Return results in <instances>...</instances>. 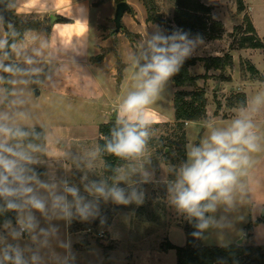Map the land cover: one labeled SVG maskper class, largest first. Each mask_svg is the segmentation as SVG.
<instances>
[{"label": "rangeland", "instance_id": "rangeland-1", "mask_svg": "<svg viewBox=\"0 0 264 264\" xmlns=\"http://www.w3.org/2000/svg\"><path fill=\"white\" fill-rule=\"evenodd\" d=\"M127 1L132 8L122 18L124 27L113 33V18L119 1L89 0L92 8L91 61L94 65L78 61L68 68L63 66L58 70L60 74L55 83H43L49 68L39 71L37 64H25L23 68L27 73L9 74L10 96L0 80V117H6L0 123L10 127L42 126L45 129V142L33 144L39 150L31 153L32 161L22 162L30 170L28 175L35 177L29 186L34 195L45 201V211L23 207L18 210L14 223H9L8 227L0 225V252L9 245L19 247L29 264L33 255L38 258L36 264H176V249H167V243L178 246L187 243V232L194 218L178 211L171 203L169 193V186L177 179L187 157L182 162L175 153L167 156L162 153L165 138L173 136V78L153 106L158 123L149 129L150 137L142 156L121 158L117 175L107 185L110 177L105 173V160L100 152L92 155L99 150L100 125L116 120L113 115L118 110L117 105L136 90L133 57L142 56L146 41L152 35H171L177 29L172 0H155L162 16L160 23L147 21L142 0ZM202 1L213 5L211 14L222 21L224 30L219 37L202 38L192 56L209 57L230 52L233 63L225 69H207L203 61L190 66V74L197 76L198 86L205 89L207 117L187 123L186 150L190 144L199 145L208 135L205 122L227 127L241 110H251L256 96L264 97V80L261 78L264 77V48H240L237 45L245 34V17L252 20L259 37L264 38V0H244L242 11L238 10L237 0ZM9 8L15 12L14 7ZM27 17L38 18L31 14ZM39 20L40 27L35 31L46 38L51 19L45 16ZM6 35V23L0 16V39H6ZM41 44L39 42L27 55H36V50L41 52V57L47 55L48 49L41 48ZM105 57L106 61L99 64ZM0 59L5 65L18 64L8 55L4 58L2 52ZM141 63H144L143 59ZM250 65H254L258 73H252ZM2 74L0 71V77ZM120 74L126 75V86L119 95L117 87L121 81L116 77ZM216 84H219L217 89ZM36 89L40 90L38 95ZM238 92L246 95L245 107H239L236 98L232 97ZM219 101L221 107L216 113ZM254 123L264 146V104L255 114ZM4 139L0 136V140ZM7 142L11 144L10 139ZM17 143L27 148V143ZM165 149L169 153V147ZM254 159L257 163L240 178L243 188L237 186L233 192V205L218 204L216 211L209 213L212 223L207 229L197 231L200 233L196 237L197 244L228 245L237 243L244 236L241 244L264 245V151L254 154ZM39 169L43 171L41 175L36 174ZM101 183L107 188H123L126 195L135 189L138 194H143L142 202L118 204L89 190L93 184ZM66 187L76 188L86 203L95 205V214L81 219L73 208V215L64 218L58 210L54 211V195H65L69 202L73 201L65 192ZM28 215L34 217L35 228L14 238L12 231L20 232V221ZM88 227L96 233L104 230L105 235L87 232Z\"/></svg>", "mask_w": 264, "mask_h": 264}, {"label": "clouds", "instance_id": "clouds-1", "mask_svg": "<svg viewBox=\"0 0 264 264\" xmlns=\"http://www.w3.org/2000/svg\"><path fill=\"white\" fill-rule=\"evenodd\" d=\"M39 4V0H23L15 7L17 14H28ZM84 22L77 21V25ZM54 30H65L70 27L67 24H55ZM85 31L80 27V32ZM189 33L176 29L171 35L154 34L146 41V50L142 56L133 57L134 75L136 81L134 91L130 92L118 107L116 124L118 127L112 131V139L108 140L105 150L117 157H139L145 152L149 129L158 120L154 114L153 106L161 97L165 86L177 75L186 59L190 58L201 37L196 41L188 39ZM47 43L41 44L46 48ZM22 47V46H21ZM21 47L17 44H8L7 39H0V52L4 58L8 53L4 51L11 48L20 54ZM37 56L41 55L36 50ZM143 59L144 63H141ZM25 63L31 65L33 60L26 58ZM0 71L15 74L20 69L13 65H5L0 59ZM3 78L0 77V80ZM264 104V97L258 95L254 98L251 110H241L227 127H216L211 121L205 122L204 127L208 135L201 139L199 145L190 144L187 149V161L180 167L177 179L169 186L171 203L178 211L187 214L190 218L199 221L197 228L207 229L212 223L206 213L216 211L218 204L231 207L233 205V192L240 184V178L246 176L257 161L254 154L264 151L260 136L257 134L254 116ZM6 117H0V120ZM27 132L16 127H10L0 123V136L6 138L0 140V198L4 200V207L0 211L19 210L23 207H31L40 212L45 211V201L33 194V188L29 186L35 179L28 175L30 171L25 163L31 162L32 152L38 151V147L28 144L25 149L21 144H9L8 139H23ZM99 150L92 153L98 155ZM47 187V185H44ZM104 199L111 198L118 204H128L131 201L142 202V193L135 189L128 195L119 187L107 188L103 183L93 184L89 189ZM65 192L73 198L72 202L65 195H54L52 209L58 210L64 218L75 214L81 219H87L95 214V205L86 203L84 198L74 187H66ZM9 225L6 224L5 227ZM21 231H31L35 228L34 217L28 215L20 221ZM21 232L12 231L13 237L20 236ZM194 232L193 236H199ZM37 256L31 257V264H36ZM29 264L19 247L11 245L0 252V264Z\"/></svg>", "mask_w": 264, "mask_h": 264}, {"label": "trees", "instance_id": "trees-1", "mask_svg": "<svg viewBox=\"0 0 264 264\" xmlns=\"http://www.w3.org/2000/svg\"><path fill=\"white\" fill-rule=\"evenodd\" d=\"M120 1V0H117ZM147 10V21L162 22V16L158 13L155 0H142ZM174 2V22L177 29H182L189 33L188 38H216L221 35L224 30L222 21L214 18L211 14L212 5L205 4L202 0H172ZM8 5L15 0H7ZM238 10L242 11L245 8L244 0H237ZM12 21L6 25L8 44L12 45L23 40L25 31L29 29H38L40 27V18L21 17L18 16L12 8ZM30 18V19H28ZM64 20L65 18L61 17ZM238 47L246 48H264V38H260L257 30L248 17H245V34L239 38ZM8 58L11 59V48H6ZM197 61H203L207 69H225L233 63V55L226 52L222 55H212L209 57L191 56L186 59L180 72L173 77L175 84L174 106L175 118L171 125L173 136L165 138V147H169L167 153L165 147L162 149L164 155L175 153L180 157L182 162L186 161V125L188 122L201 120L207 117V97L205 89L197 84V76L191 75L189 68ZM20 69L19 73H27V71L19 64H14ZM252 73H258V69L254 65H250ZM10 73L3 72L2 80L5 85L6 94H11ZM121 75V74H120ZM118 76V80L121 76ZM222 77V75H220ZM262 80L264 77L261 76ZM186 86H192L191 89H186ZM239 107L247 105V98L244 93L238 92L235 96ZM231 97V98H232ZM220 101L215 110L218 113L220 109ZM117 126L116 120H111L100 125L101 137L99 138V152L105 160V173L110 177L107 185H110L118 173L121 165V157H117L108 153L105 150V145L108 140L112 139V131ZM16 128V127H13ZM27 132L28 135L23 139H10L11 144L17 141L23 143H40L45 142V129L42 126L18 127ZM4 207V200L0 198V208ZM18 210H3L0 211V225L14 223L16 221ZM209 216V213H206ZM198 220L194 218V222L187 232V243L184 246H178L171 242L167 243L166 248H175L177 252L176 264H264V245H245L232 243L228 245H203L196 243V237L193 236L197 232Z\"/></svg>", "mask_w": 264, "mask_h": 264}, {"label": "crops", "instance_id": "crops-1", "mask_svg": "<svg viewBox=\"0 0 264 264\" xmlns=\"http://www.w3.org/2000/svg\"><path fill=\"white\" fill-rule=\"evenodd\" d=\"M22 2L23 0H15L13 5L18 7ZM205 4L209 5L208 3ZM30 14L37 15L38 18H43L45 16L50 17L51 23L49 26V33L45 38L40 32L37 33L38 31H35V29H29L31 31H26L23 40L15 43L18 47L22 46L20 54L17 55L13 50L11 52L12 60L14 62L18 63L21 67L25 64L28 66V64L25 63V60L26 58H31L33 60L32 64H37L36 67H39V71L45 67L49 68V75L42 80L43 83H55L58 79L57 76L60 74V71L58 72V70L63 66L68 68L70 65H74V63H77L78 61H81L88 66L93 64L91 61L92 49L90 42L92 8L89 0H39V4L34 10L28 14L21 13L19 15L27 17L30 16ZM61 17L65 19L62 20L60 19ZM77 21L84 23L77 25ZM57 23L62 25L67 24L70 25V27L62 31L54 30L53 26ZM80 27L85 28L83 33L80 32ZM35 39L38 41L35 42ZM39 42H44L49 45L46 47L48 49L46 53L47 55L42 57L41 55L28 56L27 53L32 51L36 45L38 46ZM214 55H222V53L220 52ZM106 59L107 58L105 57L104 61L99 64L104 63ZM112 74L114 75V71ZM121 77L122 79L119 80L121 82L117 87L119 95L124 92L126 86V75L122 74ZM116 78L118 79V77ZM120 104L121 103H119V105ZM119 105L117 106L119 107Z\"/></svg>", "mask_w": 264, "mask_h": 264}, {"label": "water", "instance_id": "water-1", "mask_svg": "<svg viewBox=\"0 0 264 264\" xmlns=\"http://www.w3.org/2000/svg\"><path fill=\"white\" fill-rule=\"evenodd\" d=\"M131 8L132 7L127 0H120L119 2H117L116 8H115V14H114V18H113V21L115 24V28L113 29V33L119 32L124 27V25L122 23V18L124 16L125 12L130 11ZM0 16H2L6 25H9L11 23L12 12L10 11V9L8 7L7 0H0ZM218 86H219V84H216L215 89H217ZM35 92L37 95L40 93V91L38 89H36ZM116 114H117V110L114 112L113 118L116 117ZM42 172H43L42 169H39V170H37L36 174L41 175ZM243 239H244V236L242 238H240L237 243L241 244Z\"/></svg>", "mask_w": 264, "mask_h": 264}, {"label": "built area", "instance_id": "built-area-1", "mask_svg": "<svg viewBox=\"0 0 264 264\" xmlns=\"http://www.w3.org/2000/svg\"><path fill=\"white\" fill-rule=\"evenodd\" d=\"M92 229H93V228L88 227L86 231H87V232H90V233H94V235H95V234L100 235V236H104V235H105V231H104V230H99V231L96 233V232H94ZM20 232H21V233H24V232H25V231H21V226H20Z\"/></svg>", "mask_w": 264, "mask_h": 264}]
</instances>
